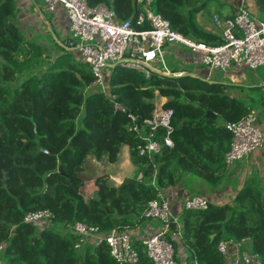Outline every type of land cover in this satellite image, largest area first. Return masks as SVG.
<instances>
[{
    "label": "trees",
    "instance_id": "16d2710c",
    "mask_svg": "<svg viewBox=\"0 0 264 264\" xmlns=\"http://www.w3.org/2000/svg\"><path fill=\"white\" fill-rule=\"evenodd\" d=\"M211 1L152 0L151 8L175 32L217 46L221 37L201 27L197 17ZM257 2L264 13V0ZM88 4H106L122 21L143 6L138 0ZM19 13V0H0L1 264H118L105 242L76 249L79 237L72 227L80 223L104 235L135 229L145 221L148 204L181 184L187 174L212 190L218 188L232 143L226 124L254 113V107L228 93L244 87L191 74L153 73L146 78L120 67L107 77L110 96L99 90L88 94L94 82L89 66L75 51L58 44L77 62L53 70L57 61L49 63L52 57L26 38L17 21ZM39 69L42 73L36 74ZM159 97L167 99L165 108L174 111V147L141 156L138 148L145 142L130 127L151 118ZM115 104L122 109H115ZM209 112L216 119L207 117ZM125 146L137 176L118 186L100 176L95 180L97 198L86 200L79 175L88 157L115 164ZM257 178L237 190L229 203L210 201L206 210L183 209L180 228L172 223L168 235L177 263L182 253L185 264H228L218 245L233 241L264 264V194ZM45 210L54 215L51 222L24 221L28 213ZM132 246L139 256L136 264H153L141 240L132 238Z\"/></svg>",
    "mask_w": 264,
    "mask_h": 264
},
{
    "label": "built area",
    "instance_id": "2783aa9c",
    "mask_svg": "<svg viewBox=\"0 0 264 264\" xmlns=\"http://www.w3.org/2000/svg\"><path fill=\"white\" fill-rule=\"evenodd\" d=\"M42 2L53 18L61 12L67 20L65 46L79 55L81 62L91 69L94 82L91 87L110 96L107 77L114 68L134 70L149 78L153 73L170 76L164 60V49L171 44H179L192 55L201 59L207 73L200 75L204 81L212 82L214 73H225L233 69H264V21L241 7L232 18L215 21L221 28L222 43L217 46L197 42L172 30L168 21L156 14L152 0H138L143 3L137 14L128 20H119L115 12L106 4L90 7L88 0H35ZM183 73L176 74V77ZM114 99V97H111ZM164 101L155 102L151 118L141 125L134 124L135 132L145 143L138 148L141 156H152L164 147L173 148L174 132L172 119L174 111L165 108ZM115 109H122L114 105ZM135 122V117L131 116ZM226 130L232 135L230 150L226 153L228 167L248 158L264 147V128L256 115L249 114L236 123H227ZM141 178V176L139 177ZM210 201L203 196H189L183 203L186 210H206ZM145 220L156 221L159 230L151 236L141 238L146 254L153 264H178L173 243L168 239L172 223L180 228V221L172 212L170 202L163 192L158 200L148 204L143 213ZM54 219L50 211L28 213L26 223H48ZM72 232L79 237L75 248L80 250L85 244L98 246L105 242L111 257L118 264H136L138 253L132 246L129 231H112L104 235L96 227L76 223ZM175 235V233L173 234ZM242 243L222 241L218 251L228 264H260L248 252L242 250ZM4 247L0 245V254Z\"/></svg>",
    "mask_w": 264,
    "mask_h": 264
},
{
    "label": "crops",
    "instance_id": "0c3cea01",
    "mask_svg": "<svg viewBox=\"0 0 264 264\" xmlns=\"http://www.w3.org/2000/svg\"><path fill=\"white\" fill-rule=\"evenodd\" d=\"M218 3L220 4L223 11L220 14H215L213 16L221 21L234 17L239 12L241 7L247 9L253 16L258 17L260 20H262L264 15V13L259 9L257 0H219ZM19 7L20 13L17 21L18 24L23 29H25V36L29 41H42L43 38L46 41L52 40V35L49 34L51 32L54 37V40L52 41H55L63 46L65 45L64 39L66 38L67 32V20L63 12L60 13L58 18L54 19L53 16L50 15V17L47 15L43 11L44 7L40 6L39 2L35 0H19ZM207 19L208 21L215 23L213 17H208ZM200 24L201 27L209 30L208 26L202 22H200ZM43 31L45 32V35L43 34ZM36 34L37 36H35ZM187 52L188 50L179 44H171L165 47L164 60L170 75L175 76L176 74L183 73V75L191 74L200 77V75L206 74L207 71L202 66L200 57L188 55ZM174 62L181 64H175ZM185 67H187L189 70H186ZM190 68L192 70H190ZM244 72L245 70L237 69H233L225 73L217 72L213 75V81L244 87L240 89L233 88L232 90L256 93L255 96L261 97L258 101H260V104H262L264 102V81H255L249 83L245 81L246 76ZM158 101L167 102V99L159 97L157 98L156 102ZM261 107H264V105L254 107V111H256L257 114H260L261 120L259 119V121H261L264 127V112H261ZM125 147H123L122 150H124ZM126 155L130 159L129 149ZM88 161H94L97 163L95 159L91 160V158H88ZM102 163L105 164L103 161ZM102 167V170L106 169V166ZM119 175V173L115 177L110 175V179L116 182L114 186H118L123 182V178H120ZM254 176H258L264 181V147L250 155L248 158L235 163L231 167H227L223 175V182L216 189L212 190L201 179L187 174L185 175L181 184L176 187L169 188L168 190L164 191L163 194L170 202L174 217L180 221L183 212V203L187 197L198 195L207 198L209 201L215 204H226L234 198L236 191L241 189L244 184L251 180V178ZM96 177L94 179H96ZM94 179H91L90 183L92 185L91 187L93 188L90 197L94 196L97 192ZM82 195L85 198V194L82 193ZM159 228L160 224L158 222L145 220L139 226L130 230L129 232L131 233L132 238L141 240V238L154 235L159 230Z\"/></svg>",
    "mask_w": 264,
    "mask_h": 264
},
{
    "label": "rangeland",
    "instance_id": "374dc122",
    "mask_svg": "<svg viewBox=\"0 0 264 264\" xmlns=\"http://www.w3.org/2000/svg\"><path fill=\"white\" fill-rule=\"evenodd\" d=\"M219 1V0H218ZM218 1H211L209 4H208V8L206 10H204L201 14H199L197 17H198V20L199 22H202L203 24H205L206 26H208L209 30L208 31H211L213 32L214 34H216L217 36L221 37L222 35V31H221V28L218 26V24L216 23V25H212L209 23L208 21V17H213V19H215V17L213 15L215 14H220L223 10L221 9V6L220 4L218 3ZM40 6L44 7V4L42 2H39ZM43 11L50 16L49 13H47L45 7L43 9ZM51 17V16H50ZM262 20L264 21V15L262 17ZM24 34H25V31H24ZM43 34L45 35V32L43 31ZM50 35H52V40H54V37H53V34L50 32L49 33ZM37 36V34L35 35ZM47 36V35H46ZM61 36V34H60ZM63 38V37H62ZM52 40H49V41H46L44 38L43 40H37L36 42H34L36 45H38L39 47H42L44 50H45V53L46 55H50L52 57V60L51 62L49 63H52V62H55L57 61L56 63H52V69L53 70H58L62 67L63 64L67 63V62H77V59L75 56L73 55H69L67 54L66 50L67 49H59V46H58V43L57 42H54L55 45H52ZM32 42V41H31ZM66 42V39H64V43ZM63 46V45H62ZM188 55H192L189 51L187 52ZM62 55V56H61ZM61 56V57H59ZM59 57V58H58ZM175 64H181V63H178V62H174ZM48 65L45 64L42 68V70L44 71L45 68L47 67ZM186 70H189L187 67H185ZM42 70L39 69V70H36L35 73L36 74H41L42 73ZM128 70V69H127ZM190 70H192L190 68ZM245 81L247 82H255V81H264V69L263 68H259L257 70H245ZM93 91H97V88L95 87H90L88 90H87V93H92ZM229 94H231L232 96H236V98L244 101L245 103H247L248 105H251V106H260V96L257 97L255 96L256 93H252L249 91L247 92H239L238 90L234 91L232 89H229L228 91ZM262 106V105H261ZM260 110V109H259ZM254 115L257 116L258 119H260V114H257L256 111H253ZM258 112V111H257ZM261 112H264V107H261ZM261 120V119H260ZM264 128V127H263ZM128 147H125L124 150H122L121 152V155H120V160L115 163V164H109L108 162H105L102 163V161H97V163H94L93 162H90L88 161L87 159V162L85 163L84 165V170L83 172L79 175V177L84 181V186L81 190L82 193L85 194V198L86 200H90L92 198H97V195L95 194L94 196L90 197V194L93 190V188L91 187L92 185L90 184L91 183V179L93 180L97 175L96 179L100 176H107L109 177L110 179V175L112 176H116L118 173L120 174L119 177L120 178H123V180L125 178H128V177H135L137 176V170H136V167L133 166V164L131 163V159H129L127 157V152H128ZM127 157V158H126ZM88 158H91V160L94 158L92 156L88 157ZM102 166H106L105 170H102L103 167ZM111 173V174H110ZM141 175H139L138 177H140ZM259 178V182L261 184V187H262V190H263V194H264V181L261 180L260 177ZM257 178V179H258ZM94 179V182L95 180ZM111 180V179H110ZM111 183L114 185L116 184L115 181H112L111 180ZM60 230V229H59ZM64 232V231H63ZM246 247H247V244H246ZM179 257L181 258V262L178 263V264H185L184 263V254H180ZM4 257H0V264L2 263V259Z\"/></svg>",
    "mask_w": 264,
    "mask_h": 264
},
{
    "label": "water",
    "instance_id": "95a60500",
    "mask_svg": "<svg viewBox=\"0 0 264 264\" xmlns=\"http://www.w3.org/2000/svg\"><path fill=\"white\" fill-rule=\"evenodd\" d=\"M207 117L212 118V119H216V116L212 115L210 112L207 114Z\"/></svg>",
    "mask_w": 264,
    "mask_h": 264
}]
</instances>
